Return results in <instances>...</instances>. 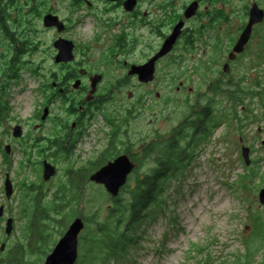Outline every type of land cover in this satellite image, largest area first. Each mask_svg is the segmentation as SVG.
I'll return each mask as SVG.
<instances>
[{
	"label": "rangeland",
	"instance_id": "374dc122",
	"mask_svg": "<svg viewBox=\"0 0 264 264\" xmlns=\"http://www.w3.org/2000/svg\"><path fill=\"white\" fill-rule=\"evenodd\" d=\"M225 2L232 19L241 23L245 7L252 0ZM49 12L67 21L65 34L44 25ZM9 15L12 35L0 25V205L6 207L0 217V264H9L11 251L20 241H26L28 221L37 203L29 186L42 185L43 198L50 202L61 182L68 180L67 170L83 167L103 153L111 139L110 119L123 123L120 151L114 158L129 154L138 167L116 198L105 186L88 180L83 196L71 199L65 209L64 214L71 216L66 227H61L63 233L51 220L54 244L45 246V253L28 256L30 261L44 264L70 224L81 216L86 227L80 234L76 264H264V227L260 228L264 224V204L260 202L264 188V27L227 78L219 74L224 67L221 62L209 73L194 76L187 86L196 90L191 95L188 89L178 90L180 80L171 84L173 75L169 81L162 80L167 73L181 74L182 70L175 67L162 66L158 80L150 85L129 77L120 63L126 55L113 49L112 36L101 40L92 32L89 13L81 5L75 6L74 0H15ZM60 36L78 43V61L104 69L112 83L122 80V85L112 86L108 99L103 96V102L98 100L84 108V114H88L85 127L75 128V142L67 156L61 151L63 144L59 147L54 140L67 139L70 133L71 104L80 109L89 101L76 93L71 95L74 102H70L59 97L53 85L55 75L61 81L67 72L55 61L58 51L54 42ZM231 36L226 29L220 39L227 41ZM156 40L145 37L147 42ZM17 49L24 52L17 59L15 76L11 68ZM129 58L138 61L141 56ZM248 93L259 95L252 98ZM47 105L51 111L44 120ZM206 105L212 107L215 116L226 115L225 122L210 137L187 148L190 158L170 176L161 203L133 224L128 210L131 191L169 155L166 147L176 132L181 133L180 146H187L194 135L196 113ZM16 125L23 126L22 137H14ZM7 144L12 146L10 153L5 149ZM244 145L251 149V165L243 158ZM45 159L58 169L49 181L43 180ZM7 173L14 183L11 198L5 192ZM51 213L58 219L63 216ZM120 216L123 220L118 222ZM11 217L14 228L7 234ZM108 222L110 231L124 232L135 239L118 257L111 252L113 257L107 254L105 258L106 250L96 248L94 252L91 244L84 242V236L103 239V244L116 240L104 230ZM3 243L6 245L1 250Z\"/></svg>",
	"mask_w": 264,
	"mask_h": 264
},
{
	"label": "flooded vegetation",
	"instance_id": "af4514ba",
	"mask_svg": "<svg viewBox=\"0 0 264 264\" xmlns=\"http://www.w3.org/2000/svg\"><path fill=\"white\" fill-rule=\"evenodd\" d=\"M74 4L75 6L81 5L89 13L88 17L91 18L94 26L92 32L96 33L98 38L102 40L106 36L113 37V49L118 51L119 55L123 54L127 57L120 63L123 69L128 71L129 77L137 79L142 85H150L158 80L162 66L175 67L182 70L181 74L167 73V77L164 76L162 80L169 81L170 76L173 75L171 84L180 80L178 90L188 89L191 95L195 94L196 90L193 87L187 88V86L193 82L195 75L209 73L208 71L212 70L213 66L220 65L222 62L224 67L226 64L229 67L227 71L223 67V71L219 74L222 79L229 76L234 64L246 51L238 54L235 59H230L231 52L249 24L251 9L257 4L264 10V2L252 0L245 7L244 20L241 23L240 21L236 23V19H232L229 11L226 10L225 0H74ZM60 19L66 25L62 32H59L57 27L47 28H53L59 33L65 34L69 25L61 17ZM261 27H264V20L254 24L251 38L245 49H250L255 35ZM226 29L232 36L224 41L220 37ZM177 31H179V35L172 50L156 61L152 81L142 82L138 75L130 74L133 65H143L149 62L160 52L167 39ZM146 36L157 37V40L156 42H147L145 41ZM60 38L66 37L60 36ZM72 41L75 44V60L58 63L64 65L67 72L62 74L63 78L61 79L63 80L61 81H59V76L55 75L53 79L57 80L53 82V85L55 84L58 96L68 99L70 102H74L71 95H76V93L85 95L86 98L91 95L92 98L87 100L89 102H85V105L80 109L71 104L72 126L70 133L66 136L70 145L75 142L73 139L77 132L75 128L83 130L85 127V117H88V114H84V108L95 104L98 100L103 102V96L108 99L112 88L122 85V80L112 83L108 73L95 66L96 64L78 61L79 45L74 40ZM56 50L59 52L57 48ZM135 55H140V60H130L129 57ZM97 76H101L97 88L93 94H90L92 84ZM78 81H80V86L76 88L74 85ZM216 83L217 81L212 82V84ZM108 123L110 124V121ZM112 129L111 126L110 136H112ZM61 140L59 138L54 140L55 145L59 146ZM8 145L10 144H7L6 147Z\"/></svg>",
	"mask_w": 264,
	"mask_h": 264
},
{
	"label": "trees",
	"instance_id": "16d2710c",
	"mask_svg": "<svg viewBox=\"0 0 264 264\" xmlns=\"http://www.w3.org/2000/svg\"><path fill=\"white\" fill-rule=\"evenodd\" d=\"M12 3L14 4L15 0H0V25L8 35H12V33L9 32L10 29L7 23L11 16L9 15V9ZM23 52L24 50L17 49L16 58L12 62L13 68L11 69H13L12 71L14 72L15 76L17 73V59L21 57ZM14 74H11V76ZM248 94L252 95V98L256 97V94L257 96L259 95V93ZM232 98H234V96H232ZM225 119L226 115L217 117L213 114L212 107L210 105H206L205 108H203L199 113H196V118L192 123V127L194 128V135H192V139L188 142L186 147L180 146V138L178 137L181 135V133H175V138L166 147L169 155L165 157L164 160L160 161L159 168H155L152 174L147 175L144 179L138 181L131 191L132 201L128 210L130 212V217L133 224L139 222L143 217L149 214L151 208L154 205L158 206V204L161 203V195L165 190L170 176L181 168L180 165L184 161L190 158L187 148L193 145L195 141H201L206 139L207 137H210L213 132L219 126H221L223 122H225ZM109 121L110 125L113 128V132L109 144L105 148L103 153L100 155V157L95 160H91L87 165L83 167L67 170L66 180H68L65 182H61L62 184L58 186L57 191L53 194V197H51L50 202H45V199L43 198L44 195L42 193V185L34 184L32 186H29V190L34 193V201L37 202L36 210L31 219L28 221L29 224L28 228L26 229V241H20L18 245L11 251V258H13H10L11 262L9 264H37V261H30L28 256H31L33 254L37 255L45 253L43 251L44 247L46 246L47 248H50V245H53L55 242L54 240L52 241L53 234L49 222L51 220L56 222L57 226L59 227V232L62 234L63 230L61 231V227H66L71 216L68 214H64L65 209L70 206L69 204L71 203V199L81 198L79 196H83L82 192L84 186L89 182L88 180L92 172L96 171L108 161L112 160L117 154H119L120 144L122 143L121 141L123 138V123L117 124L111 119ZM61 144H63V146L60 147L61 151H64L66 156L72 152L71 145L67 146V139H62ZM51 212H55L57 215L63 216L58 219L56 217H53L51 215ZM122 220L123 216H120L118 222ZM103 226L105 227L104 230H106V234H109L108 230L110 231V226L112 225L108 222ZM261 227H264V224H261L260 228ZM110 233H112V235L116 239L112 240L111 238V243L108 242L106 244H103V239L94 237H90V241V239L86 238V236H84V242L91 244V248L94 252H96V248H99L98 250L100 252H104L106 250V253L104 255L105 258H108L106 257L107 254L109 257H113L111 255V252H113L112 254H115L118 257L119 254L127 250V247L129 245H132L133 242H135V239L133 237H129L124 232L119 233L117 230H115L110 231ZM116 256L115 258H117Z\"/></svg>",
	"mask_w": 264,
	"mask_h": 264
},
{
	"label": "water",
	"instance_id": "95a60500",
	"mask_svg": "<svg viewBox=\"0 0 264 264\" xmlns=\"http://www.w3.org/2000/svg\"><path fill=\"white\" fill-rule=\"evenodd\" d=\"M264 20V10L258 7L257 4L251 9L250 21L245 31L241 34L239 40L237 41L233 51L230 54V59L233 60L238 54L243 53L252 35V28L254 24L262 22ZM44 25L46 27H57L59 32H62L66 25L60 19L58 15L49 13L44 17ZM179 31L170 36L165 42L163 48L160 52L154 56L149 62L143 65H133L130 70V74H136L139 76L140 81L150 82L154 79L155 74V64L156 61L170 52L178 38ZM55 47L59 50L56 56L57 63H67L75 60L74 47L75 44L72 40L66 38H60L55 41ZM229 65L226 64L224 70H228ZM101 76H97L92 84L93 94L97 88V83ZM55 85V84H54ZM80 86V81H78L74 87L78 88ZM92 96H88L87 100H91ZM50 113L49 106L44 109L43 119L45 120ZM259 130H262L260 127ZM24 129L22 125H16L13 128V135L16 138L22 137ZM264 144V141H263ZM8 153L11 152V145L6 147ZM243 158L247 165L252 164L251 159V149L248 146L242 147ZM138 167V164L132 160L129 154H121L108 161L106 164L101 166L96 171L92 172L89 177L91 182L105 186L106 190L113 196L118 197L121 193L122 188L128 183L129 176ZM58 172L57 167L50 161L45 159L43 161V180H51ZM5 192L8 198H11L14 194V183L11 178L10 173L6 176L5 181ZM260 202L264 204V188L260 193ZM6 212L5 205H0V217H3ZM86 222L83 217L79 216L74 219L70 224L67 231L61 237V239L56 244L53 251L47 256L44 264H76L79 258V244H80V234L85 229ZM14 228V219L11 217L7 221L6 233L11 234ZM5 243L2 244L1 250H4Z\"/></svg>",
	"mask_w": 264,
	"mask_h": 264
},
{
	"label": "bare ground",
	"instance_id": "6f19581e",
	"mask_svg": "<svg viewBox=\"0 0 264 264\" xmlns=\"http://www.w3.org/2000/svg\"><path fill=\"white\" fill-rule=\"evenodd\" d=\"M129 178H130V176H129ZM128 181H129V180H128ZM126 185H127V184H126ZM126 185H125V186H126ZM125 186H124V187H125ZM124 187H123V188H124ZM123 188H122V189H123ZM121 191H122V190H121ZM114 198H115V197H114Z\"/></svg>",
	"mask_w": 264,
	"mask_h": 264
}]
</instances>
